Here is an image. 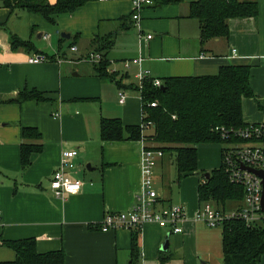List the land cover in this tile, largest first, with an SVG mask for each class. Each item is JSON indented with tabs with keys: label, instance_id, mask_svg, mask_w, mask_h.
I'll list each match as a JSON object with an SVG mask.
<instances>
[{
	"label": "crops",
	"instance_id": "obj_1",
	"mask_svg": "<svg viewBox=\"0 0 264 264\" xmlns=\"http://www.w3.org/2000/svg\"><path fill=\"white\" fill-rule=\"evenodd\" d=\"M132 1L89 2L71 14L58 16L54 25L41 17L22 11L11 13L1 7L0 16L7 14V20L13 17L17 21L26 15L31 23L30 35L43 41L55 38L57 50L50 56L37 51L10 30V21L1 20L0 263L16 258L4 242L33 240L39 254L63 251L64 264H131L132 259L133 264H159L160 253L166 254L167 264H222L221 228L209 229L193 221L201 206L197 188L203 178L197 174L204 170L199 165V147L198 172L194 175L177 181L173 160L167 154L157 158L153 166L154 190L160 204L179 205L186 210L181 234L146 225L137 232L138 255L132 258L133 231L104 233L98 229L106 214L127 212L133 207L142 191V147L150 145L100 139L102 119L141 125V99L137 91L118 90L114 83L101 80L84 59L92 53L94 40L114 36L106 57L108 72L125 76L126 86H137L139 72L161 80L215 75L220 67L233 64L250 66L255 101H242V116L244 104L250 106L248 120L243 121L248 125L263 123L264 0H237L257 2V18L229 20V37L204 46L200 45L198 22L189 17L191 3L199 0H150L152 4L142 5L138 13L141 32L131 18ZM62 33L69 39L61 38ZM11 36L29 43L30 49L13 51ZM39 55L44 61L28 63ZM137 58L142 59L140 66L124 68L125 62ZM32 91L43 100L14 102L19 94ZM119 92L125 94L123 104L119 103ZM24 128L35 129L40 138L24 139ZM23 143L40 148L31 154L30 166L24 170L20 158ZM205 145L212 144L199 146ZM64 151L77 152L71 177L81 182V189L76 195L58 199L50 181ZM170 183L178 188L174 201L167 189ZM242 202L229 205L225 212L239 208ZM167 237V251L160 252ZM259 264H264V255Z\"/></svg>",
	"mask_w": 264,
	"mask_h": 264
},
{
	"label": "trees",
	"instance_id": "obj_2",
	"mask_svg": "<svg viewBox=\"0 0 264 264\" xmlns=\"http://www.w3.org/2000/svg\"><path fill=\"white\" fill-rule=\"evenodd\" d=\"M98 0H3L2 7L12 12L22 11L38 16L50 24L62 14H71L89 2ZM258 4L255 1L237 0H199L191 3L189 17L199 25L200 45L211 40H226L229 37L228 21L231 19L257 18ZM114 36L98 38L92 42V53H98L101 61L93 65L97 76L114 83L118 90L131 89L140 94L142 105L141 125H124L118 119H102L100 139L103 142L141 141L152 142L154 150L171 156L177 181L198 172L197 146L203 144L221 145L222 153L229 144L239 141L228 137L222 139L221 131L232 133L249 126L243 121L242 101L255 98L252 92L251 67L247 65H227L220 67L215 75L192 77H167L159 80L160 87L153 86V79H146L142 88L124 85V76L109 73L108 50L113 45ZM13 51L19 48L30 49L29 43L10 37ZM161 87L163 89H161ZM34 100L42 101L40 95L32 91L21 93L16 103ZM155 103V107H150ZM24 139L38 140L40 134L35 129L24 128ZM21 168L30 166V156L40 150L39 147L23 143L21 145ZM199 204H211L224 212L227 207L243 200L242 187L229 182L222 164L210 172L208 180L202 179L197 188ZM222 264H259L264 255V224L249 227L241 221L223 223ZM131 239L132 258L137 257V232ZM4 245L16 254L12 262L0 264H64L63 251L39 254L33 240L4 242ZM132 259V263L133 264ZM159 264H167V258L160 253Z\"/></svg>",
	"mask_w": 264,
	"mask_h": 264
},
{
	"label": "built area",
	"instance_id": "obj_3",
	"mask_svg": "<svg viewBox=\"0 0 264 264\" xmlns=\"http://www.w3.org/2000/svg\"><path fill=\"white\" fill-rule=\"evenodd\" d=\"M150 5V0H133L132 20L140 31L139 11L142 5ZM45 40L48 36L43 37ZM151 39V36H147ZM76 51L75 47L70 49ZM235 51H233V54ZM44 61L43 56H35L28 60L29 64H38ZM101 61L98 53L88 54L84 62L96 65ZM142 59L137 58L133 61L124 63V68L129 69L131 64L140 66ZM146 79H152L145 72H139L137 75V87L142 88V83ZM154 87H160L161 82L158 79L152 81ZM119 103L125 102V94L118 93ZM151 103L150 107H155ZM215 131H221L222 139H238L239 141L229 144L222 154V164L224 171L228 176L230 183L240 186L244 190L242 205L232 211L222 212L210 204H202L195 212L193 221L203 224L209 229L221 228L223 223L229 221H241L249 227L264 224V212L261 209L262 184L261 180L254 174L243 170L242 167H248L254 170H264V122L249 125L244 129L227 133L223 129L216 128ZM141 142H146L144 139ZM77 156L76 151H64L60 155L59 163L52 173L50 188L54 196L58 199L73 196L79 193L81 182L71 177L75 169L74 159ZM162 152L154 150L150 146L142 147L141 154V173H142V191L137 196L133 207L123 213L106 214L98 229L101 232L108 231H139L146 225H155L160 229L167 230L169 234L178 235L183 232L182 225L186 222V210L179 205L162 206L154 190L153 166L157 158L162 157Z\"/></svg>",
	"mask_w": 264,
	"mask_h": 264
},
{
	"label": "rangeland",
	"instance_id": "obj_4",
	"mask_svg": "<svg viewBox=\"0 0 264 264\" xmlns=\"http://www.w3.org/2000/svg\"><path fill=\"white\" fill-rule=\"evenodd\" d=\"M257 1V0H256ZM2 0H0V10L2 7ZM9 18V16H7V14H5L3 17L0 16V23L2 21L6 22V21H10L11 23H9V25H12V27L10 28V30H12L13 32H16L18 34V36L20 38H22L23 40L28 41L31 45L34 46V48L42 53L48 54L49 56L52 55L53 53H56L57 50V46H56V39L52 38V40H48V41H43L41 39H37V36L35 35H30L29 33V27L31 26L30 24V20L29 18L25 15L23 18H21L20 20L14 21L13 17L11 18V20H7ZM2 20V21H1ZM8 25V28H9ZM4 32V31H3ZM5 33V32H4ZM4 35H2L3 37ZM125 80V76L123 79V82ZM128 86V85H127ZM254 100L255 98H246V101H250ZM139 100V98H138ZM244 100V99H243ZM140 103V100H139ZM249 105L248 104H244V116L243 118L248 120V115H249ZM138 123L141 121V112H140V116L138 118ZM148 145H150L151 147L155 144L152 142H146ZM157 146V145H156ZM199 147V165L202 171H199L198 173H210L211 171L218 169L221 165V160H222V147L221 145H217V144H212V145H205V146H197ZM168 157V156H167ZM174 183H176V178L174 179ZM171 188V189H170ZM169 189L168 191L170 192L171 190V194H172V199L174 201V199L177 197V192H178V188L177 185L173 183L169 184ZM233 207V206H231ZM164 241V240H163ZM162 241V243H163ZM165 253H162V256H164ZM166 255V254H165ZM169 256V255H167Z\"/></svg>",
	"mask_w": 264,
	"mask_h": 264
},
{
	"label": "water",
	"instance_id": "obj_5",
	"mask_svg": "<svg viewBox=\"0 0 264 264\" xmlns=\"http://www.w3.org/2000/svg\"><path fill=\"white\" fill-rule=\"evenodd\" d=\"M61 38L68 40L69 35L62 33ZM161 89L163 88L161 87ZM242 169L256 175L261 180V184H262L261 209L264 212V170L261 171L254 170L248 167H242ZM197 175L206 180H208L210 177V173H198ZM167 248H168V237L164 240V243L161 245L160 252H166Z\"/></svg>",
	"mask_w": 264,
	"mask_h": 264
}]
</instances>
